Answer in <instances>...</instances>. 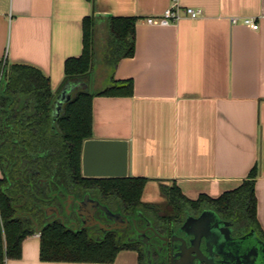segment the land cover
<instances>
[{
  "label": "crops",
  "instance_id": "obj_1",
  "mask_svg": "<svg viewBox=\"0 0 264 264\" xmlns=\"http://www.w3.org/2000/svg\"><path fill=\"white\" fill-rule=\"evenodd\" d=\"M173 0H0V61L28 65L49 79L54 96L78 86L100 92L129 81L130 96L92 99V138L129 143V177L174 183L189 199L217 198L256 169V219L264 235V0H176L201 10L198 19L149 25ZM95 17L94 52L107 20L131 17L134 52L105 71L98 58L88 83L64 84V62L82 52V21ZM94 16V15H93ZM256 18L259 30L241 18ZM231 18H237L232 23ZM3 264H140L120 250L112 263L44 261L39 236L22 242L21 256Z\"/></svg>",
  "mask_w": 264,
  "mask_h": 264
},
{
  "label": "trees",
  "instance_id": "obj_2",
  "mask_svg": "<svg viewBox=\"0 0 264 264\" xmlns=\"http://www.w3.org/2000/svg\"><path fill=\"white\" fill-rule=\"evenodd\" d=\"M92 1V0H88ZM111 39L107 44V64L114 66L134 52V23L131 17L106 19ZM92 15L82 21V52L76 58L64 62V84L69 81L88 83L95 60L94 26ZM129 81H114L100 92H91L87 84L78 85L70 94L57 117L52 116L54 96L49 79L39 70L28 65H7L0 61V140L6 130L7 139L2 145L4 153L16 165L20 161L34 175L46 176L56 167L62 177L73 182L101 183L108 191L119 193L123 199L138 202H113L131 212L145 208L139 200L148 179L127 178H82L80 155L84 140L92 138V99L95 96H130ZM12 138L16 139L13 144ZM39 152L43 156H38ZM256 169H252L241 185L217 198L199 195L192 200L184 196L174 183L160 182L163 197L175 207H200L212 209L224 215L232 224L253 228L264 239L256 219L254 180ZM112 203V202H107ZM34 231L29 223L14 218L11 202L0 190V264L5 260L21 256L22 242ZM123 249L138 252L140 264H146L145 252L135 246L117 245L113 241L94 242L83 235L68 233L56 225L48 226L39 236L40 259L44 261L112 263Z\"/></svg>",
  "mask_w": 264,
  "mask_h": 264
},
{
  "label": "flooded vegetation",
  "instance_id": "obj_3",
  "mask_svg": "<svg viewBox=\"0 0 264 264\" xmlns=\"http://www.w3.org/2000/svg\"><path fill=\"white\" fill-rule=\"evenodd\" d=\"M1 138L0 190L11 202L14 218L28 222L38 236L46 227L56 225L94 242L109 240L143 251L148 245L152 264H208L211 257L214 264H264V239L243 222L232 224L209 208L170 206L167 202L182 201L165 197L154 201L159 203H144L143 194L139 202L145 208L133 213L113 202L138 201L120 198L105 184L73 182L62 177L56 167L46 176L34 175L24 162L12 163L2 148L7 139L5 129ZM103 208L127 220L112 221ZM205 212L212 214L203 216ZM201 234L207 235L210 247Z\"/></svg>",
  "mask_w": 264,
  "mask_h": 264
},
{
  "label": "water",
  "instance_id": "obj_4",
  "mask_svg": "<svg viewBox=\"0 0 264 264\" xmlns=\"http://www.w3.org/2000/svg\"><path fill=\"white\" fill-rule=\"evenodd\" d=\"M93 15L94 17H110V14L102 12H95ZM66 91V89H63L53 100L54 111L52 112V116L57 117L60 113L62 105L70 99V96L66 94ZM128 164L129 143L126 140L90 138L84 140L82 143L80 170L81 175L84 178H127L129 177ZM103 210L107 214H110L108 218L112 221L114 220L116 222L117 220H127L119 214L111 215L106 208H103ZM210 213L211 212H205L203 216ZM134 223L135 222L133 221V224ZM223 225H226V223ZM199 236L203 237L205 239L206 246L210 247L207 235L201 234ZM144 252L146 264H152L151 253L148 249V245L146 246ZM206 262L208 264H214L212 257L207 259Z\"/></svg>",
  "mask_w": 264,
  "mask_h": 264
},
{
  "label": "built area",
  "instance_id": "obj_5",
  "mask_svg": "<svg viewBox=\"0 0 264 264\" xmlns=\"http://www.w3.org/2000/svg\"><path fill=\"white\" fill-rule=\"evenodd\" d=\"M201 15V10L190 7L181 8L176 4V0H173V3L161 14L148 17L146 19V23L149 25L169 26L176 24L182 19H198L201 17ZM237 21V18H231L232 23H237ZM239 22L252 31L259 30V23L256 18H241Z\"/></svg>",
  "mask_w": 264,
  "mask_h": 264
},
{
  "label": "rangeland",
  "instance_id": "obj_6",
  "mask_svg": "<svg viewBox=\"0 0 264 264\" xmlns=\"http://www.w3.org/2000/svg\"><path fill=\"white\" fill-rule=\"evenodd\" d=\"M107 22V21H106ZM111 39V35L109 31L107 30L105 32L104 37V44H102L101 49L99 50L96 58H98L99 64L103 67L105 71L109 70V65L107 64V44ZM96 60V59H95ZM164 199L161 191H160V184L158 183H151L147 185L144 189L142 201H145L144 203H159L154 201H160Z\"/></svg>",
  "mask_w": 264,
  "mask_h": 264
}]
</instances>
